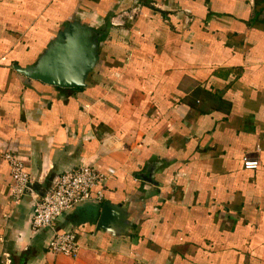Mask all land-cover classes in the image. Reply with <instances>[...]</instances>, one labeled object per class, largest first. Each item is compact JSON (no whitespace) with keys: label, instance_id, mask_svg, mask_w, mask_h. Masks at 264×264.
<instances>
[{"label":"crops","instance_id":"crops-1","mask_svg":"<svg viewBox=\"0 0 264 264\" xmlns=\"http://www.w3.org/2000/svg\"><path fill=\"white\" fill-rule=\"evenodd\" d=\"M74 18L101 35L85 87L14 68ZM1 151L38 194L80 165L104 175L103 199L54 224L73 255L31 227ZM0 264H264V0H0Z\"/></svg>","mask_w":264,"mask_h":264},{"label":"built area","instance_id":"built-area-1","mask_svg":"<svg viewBox=\"0 0 264 264\" xmlns=\"http://www.w3.org/2000/svg\"><path fill=\"white\" fill-rule=\"evenodd\" d=\"M1 154L8 164L12 199L17 202L27 193L34 199L31 227L35 230L42 228L52 230V235L46 243L51 253L73 255L77 251L75 233L73 231L59 233L54 230V224L75 204L84 200L103 199L102 188L95 193L94 190L103 183L104 175L89 165H80L57 175L50 188L43 194H38L32 188V180L24 168V163L11 151H1ZM242 165L245 169H256L259 161L243 157Z\"/></svg>","mask_w":264,"mask_h":264},{"label":"water","instance_id":"water-1","mask_svg":"<svg viewBox=\"0 0 264 264\" xmlns=\"http://www.w3.org/2000/svg\"><path fill=\"white\" fill-rule=\"evenodd\" d=\"M95 28L74 18L61 27L32 65L14 68L26 77L49 85L82 88L98 62V41ZM149 180V176H145ZM150 181H152L150 179ZM116 212V213H115ZM118 210L105 201L97 227L105 228L107 220Z\"/></svg>","mask_w":264,"mask_h":264},{"label":"rangeland","instance_id":"rangeland-1","mask_svg":"<svg viewBox=\"0 0 264 264\" xmlns=\"http://www.w3.org/2000/svg\"><path fill=\"white\" fill-rule=\"evenodd\" d=\"M96 16H89L88 17V19L89 20H87V22L90 24V23H94V18H95Z\"/></svg>","mask_w":264,"mask_h":264},{"label":"trees","instance_id":"trees-1","mask_svg":"<svg viewBox=\"0 0 264 264\" xmlns=\"http://www.w3.org/2000/svg\"><path fill=\"white\" fill-rule=\"evenodd\" d=\"M71 20H72V19H71ZM71 20L66 21V22L64 23V26L67 25ZM100 30H101V29H100ZM100 30H99V31H100Z\"/></svg>","mask_w":264,"mask_h":264}]
</instances>
